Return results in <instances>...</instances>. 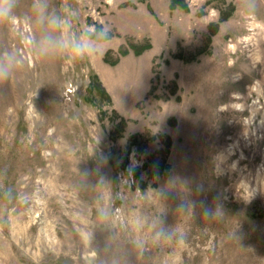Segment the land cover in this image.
Segmentation results:
<instances>
[{"label":"rangeland","instance_id":"rangeland-1","mask_svg":"<svg viewBox=\"0 0 264 264\" xmlns=\"http://www.w3.org/2000/svg\"><path fill=\"white\" fill-rule=\"evenodd\" d=\"M5 7L0 264H264V0Z\"/></svg>","mask_w":264,"mask_h":264},{"label":"clouds","instance_id":"clouds-1","mask_svg":"<svg viewBox=\"0 0 264 264\" xmlns=\"http://www.w3.org/2000/svg\"><path fill=\"white\" fill-rule=\"evenodd\" d=\"M6 0H0V17L7 15L9 8L5 7ZM97 47L87 38H82L81 41L73 44V52L78 56L85 54H93L97 51ZM104 54V53H103Z\"/></svg>","mask_w":264,"mask_h":264},{"label":"bare ground","instance_id":"bare-ground-1","mask_svg":"<svg viewBox=\"0 0 264 264\" xmlns=\"http://www.w3.org/2000/svg\"><path fill=\"white\" fill-rule=\"evenodd\" d=\"M243 98L245 99L246 97H245V96H243ZM232 99H233V97H232ZM232 99H231V100H232ZM229 110H230V107H228L227 111H229ZM236 125H237V123H236L235 121H233V123H232V125H231V126H233V127H234V126H236Z\"/></svg>","mask_w":264,"mask_h":264}]
</instances>
